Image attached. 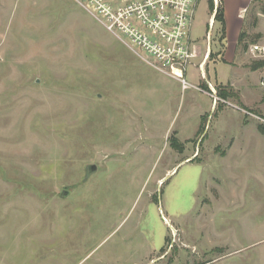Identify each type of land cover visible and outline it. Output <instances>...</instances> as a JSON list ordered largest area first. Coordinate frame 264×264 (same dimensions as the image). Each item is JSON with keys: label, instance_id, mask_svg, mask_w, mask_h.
Wrapping results in <instances>:
<instances>
[{"label": "rangeland", "instance_id": "1", "mask_svg": "<svg viewBox=\"0 0 264 264\" xmlns=\"http://www.w3.org/2000/svg\"><path fill=\"white\" fill-rule=\"evenodd\" d=\"M225 1L183 90L76 0H0V264H264V0Z\"/></svg>", "mask_w": 264, "mask_h": 264}, {"label": "built area", "instance_id": "2", "mask_svg": "<svg viewBox=\"0 0 264 264\" xmlns=\"http://www.w3.org/2000/svg\"><path fill=\"white\" fill-rule=\"evenodd\" d=\"M76 1L98 16L106 30L131 45L142 60L167 69V73L181 83L183 90L196 88L187 80L188 67L193 59L202 57L199 69L204 75L211 54L209 33L205 50L191 37L194 15L201 0ZM208 1H212L216 9L220 4L219 0ZM213 20L211 15L210 25ZM250 52L264 59V45L253 44ZM208 84L213 87L211 82Z\"/></svg>", "mask_w": 264, "mask_h": 264}, {"label": "trees", "instance_id": "3", "mask_svg": "<svg viewBox=\"0 0 264 264\" xmlns=\"http://www.w3.org/2000/svg\"><path fill=\"white\" fill-rule=\"evenodd\" d=\"M210 3H211V15L214 16L215 21L220 22L221 24H224V10H223V8L219 5L216 9L213 2L211 1ZM223 34H224V32H223ZM244 36H245V32H243L241 34L240 39H239V44L243 42ZM222 38L224 39V35Z\"/></svg>", "mask_w": 264, "mask_h": 264}, {"label": "crops", "instance_id": "4", "mask_svg": "<svg viewBox=\"0 0 264 264\" xmlns=\"http://www.w3.org/2000/svg\"><path fill=\"white\" fill-rule=\"evenodd\" d=\"M225 1V0H224ZM254 0H250L249 4H251L250 6H252V3H253ZM224 10H225V19H227L228 21V10H227V5H226V1H225V7H224ZM247 6L243 5L241 8H239L238 10V17L240 19H244L245 18V15L247 13ZM223 58L225 59V53H223Z\"/></svg>", "mask_w": 264, "mask_h": 264}, {"label": "water", "instance_id": "5", "mask_svg": "<svg viewBox=\"0 0 264 264\" xmlns=\"http://www.w3.org/2000/svg\"><path fill=\"white\" fill-rule=\"evenodd\" d=\"M96 166H90V170H95Z\"/></svg>", "mask_w": 264, "mask_h": 264}]
</instances>
